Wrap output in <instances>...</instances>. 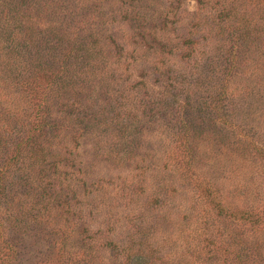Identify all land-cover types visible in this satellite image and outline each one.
Wrapping results in <instances>:
<instances>
[{
  "label": "rangeland",
  "instance_id": "374dc122",
  "mask_svg": "<svg viewBox=\"0 0 264 264\" xmlns=\"http://www.w3.org/2000/svg\"><path fill=\"white\" fill-rule=\"evenodd\" d=\"M217 1L209 0L208 14L202 0L90 1L101 13L95 29L106 35L93 47L113 43L122 59L103 81L98 71L84 72L99 49L91 56L79 50L87 57L64 87L48 79L33 91L23 87L33 96L31 119L45 110L46 97L55 111L56 96L65 125L52 130L56 147L46 156L40 191L52 209L19 231L8 226L0 264H264V0H225L242 15L249 41L246 64L218 86L228 91L218 114L203 102L215 93L212 66L226 64L222 41L231 37L215 32ZM38 9L37 25L43 15L52 24V10ZM178 120L192 132L183 135ZM14 168L8 165V174ZM11 233L23 237L15 254L6 247Z\"/></svg>",
  "mask_w": 264,
  "mask_h": 264
},
{
  "label": "trees",
  "instance_id": "16d2710c",
  "mask_svg": "<svg viewBox=\"0 0 264 264\" xmlns=\"http://www.w3.org/2000/svg\"><path fill=\"white\" fill-rule=\"evenodd\" d=\"M90 1L0 0V236L7 234L9 225L19 231V227L38 218L41 219L52 209L51 197L45 199L46 197H43L40 191L44 190V182L47 178L46 156H49L51 148L56 147L53 140H56L57 135H54L52 130L55 126L65 125L64 110L57 102L59 97L52 96L50 106L55 109L52 112L47 106L50 98L46 97V105L44 99L41 103L45 110L35 113L36 121L31 119L30 114L34 115V110L29 104L33 100L30 91L34 90L38 84L37 81L41 79H48L50 87L52 84L54 87H64L66 79L77 63L80 60L84 61L87 57L85 54H78L79 50H85L88 56H91L99 49V56L94 59L92 64L84 65V72L98 71L103 81L114 77V72L117 69L112 67L118 59H122L117 48L114 53L111 51L113 43L104 44V48L107 50L104 48L95 49L99 44L93 47L95 42L101 43L100 39H105L106 35H101L95 29L97 25L93 21L99 19L101 13L93 9L94 4ZM225 2V0L217 1L220 7H213L210 18L215 32L220 35L230 33L229 43L225 37L222 41L227 46L226 64L221 69L219 65L212 66L209 87L214 89L215 93L210 99L203 100L204 108L207 107L209 111H217V114L223 110L224 103L221 102L228 93L226 90H218V86L225 87L239 73L237 67L246 64L247 59L241 55L245 53L244 47H247V40L249 41L248 32L244 29V22L241 20L242 15L240 17L239 14L232 13L234 12L231 7L232 1ZM88 3L89 6L85 7L84 5ZM202 3L201 10L208 11V14L210 9L207 10L206 6L209 4V0H202ZM40 5L44 12L52 10L50 14L47 13L50 17L54 16L52 24L51 20H46L45 15L40 17V25L34 21L33 17H38V15H34L35 11L42 14L38 9ZM83 8L88 11L87 16H80L79 11ZM128 10L126 6V12ZM127 15L128 13L123 16L127 17ZM59 17L62 18L60 21H58ZM232 18L236 20V26L235 22L227 23V20ZM137 19L138 17L131 18V21L134 22ZM233 25L235 30L232 31ZM3 27L12 28L9 29L10 31H6L3 30ZM17 27L22 33L15 35L13 29ZM238 28L239 31H237ZM59 36H63V38H59ZM107 39L112 41L110 37ZM63 41L65 44H62ZM20 44L21 48L25 49L24 56L18 48ZM28 46L32 49L28 50ZM22 58L24 64L20 62ZM42 58L46 59L45 62L42 65H36ZM215 67H218L217 70H221L223 75L216 73ZM23 87H28L30 91ZM22 105H25V108ZM181 120H178L180 131L183 135H188V131L192 132V127L186 121ZM220 121L222 120L220 119ZM56 122L59 124L56 125ZM55 128L57 129V127ZM124 129L126 130L127 127H120L118 133L122 134ZM193 134L195 135L196 131ZM10 164L15 167L14 174L11 175L8 174L11 171L7 170ZM49 196H51L50 193ZM4 198L11 202L10 206H13L11 209L5 205ZM32 210H36L35 213H32ZM218 235L222 234L219 232ZM22 238L21 235L11 233L6 247L12 249L15 254L17 252L15 247L22 241ZM127 251L126 249L117 250V254L127 253ZM199 253L203 255L209 253V250L201 249ZM78 254L80 252L76 254V259ZM134 254L129 256L133 257ZM198 261L202 263L201 255Z\"/></svg>",
  "mask_w": 264,
  "mask_h": 264
}]
</instances>
